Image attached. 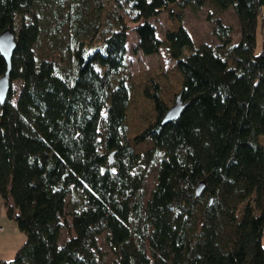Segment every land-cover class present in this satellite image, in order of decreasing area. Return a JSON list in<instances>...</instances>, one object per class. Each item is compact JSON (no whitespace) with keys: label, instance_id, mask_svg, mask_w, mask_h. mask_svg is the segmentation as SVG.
Segmentation results:
<instances>
[{"label":"trees","instance_id":"16d2710c","mask_svg":"<svg viewBox=\"0 0 264 264\" xmlns=\"http://www.w3.org/2000/svg\"><path fill=\"white\" fill-rule=\"evenodd\" d=\"M203 8L215 44H196L183 23L161 37L150 21ZM232 9L236 42L221 16ZM263 11L264 0H0V33L16 37L0 103V204L26 235L0 264H264ZM130 23L136 49L168 53L183 78L178 118L163 123L153 94L142 152L127 137ZM58 37L61 54L47 52ZM64 230L73 234L61 242Z\"/></svg>","mask_w":264,"mask_h":264},{"label":"rangeland","instance_id":"374dc122","mask_svg":"<svg viewBox=\"0 0 264 264\" xmlns=\"http://www.w3.org/2000/svg\"><path fill=\"white\" fill-rule=\"evenodd\" d=\"M208 9L203 8L197 13L189 10L185 12L184 19L179 22L178 18L171 16L168 11L150 18V21L156 25L158 34L164 37L165 32L176 29L180 23H183L190 31L196 44L211 43L215 44L219 39L212 33L213 20L208 17ZM264 13V11H263ZM224 22L233 24L235 31L233 40L236 42L239 37L238 17L233 9L226 11L221 15ZM260 17V16H259ZM261 18V17H260ZM134 24L130 23L127 38V72L128 81L132 87V96L129 108L127 110V137L136 151H145L152 146L150 138H139L142 132L151 124L155 123L158 118V111L153 94L156 92L165 107L170 108L180 93L182 88V74L177 68L173 58L164 51L154 54H144L141 50L136 49L137 35L133 29ZM258 26L256 33L255 52L259 53L262 48L264 38V28ZM60 37L55 38L54 42L48 41L44 44L47 52L57 51L61 54L58 44ZM21 81H12L14 96L12 100H16L20 92ZM261 144L264 146V137L260 138ZM153 185V176L149 178V187ZM0 225L3 226L0 231V261L12 260L17 250L24 243L26 235L20 230L17 221L11 218L7 212L6 206L0 204ZM73 232H62L61 242L68 239ZM102 249L109 252L106 242L101 236L99 238ZM262 245L264 247V234L262 236ZM110 254L107 259H110ZM107 264V262H106Z\"/></svg>","mask_w":264,"mask_h":264},{"label":"water","instance_id":"95a60500","mask_svg":"<svg viewBox=\"0 0 264 264\" xmlns=\"http://www.w3.org/2000/svg\"><path fill=\"white\" fill-rule=\"evenodd\" d=\"M16 47V37L13 29L8 27L0 33V53L7 61V70L0 77V103L3 104L7 98L9 89L11 87V58L13 51ZM184 106V102L181 97V93L176 96L174 104L167 109L166 113L163 116V123L171 121L179 117ZM204 187V181H201L197 188L196 192L199 194Z\"/></svg>","mask_w":264,"mask_h":264},{"label":"built area","instance_id":"2783aa9c","mask_svg":"<svg viewBox=\"0 0 264 264\" xmlns=\"http://www.w3.org/2000/svg\"><path fill=\"white\" fill-rule=\"evenodd\" d=\"M2 228H3V227H2V226H0V231L2 230Z\"/></svg>","mask_w":264,"mask_h":264},{"label":"crops","instance_id":"0c3cea01","mask_svg":"<svg viewBox=\"0 0 264 264\" xmlns=\"http://www.w3.org/2000/svg\"><path fill=\"white\" fill-rule=\"evenodd\" d=\"M1 226V225H0ZM3 227V226H2Z\"/></svg>","mask_w":264,"mask_h":264}]
</instances>
